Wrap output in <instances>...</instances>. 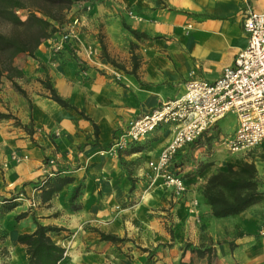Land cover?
<instances>
[{"label": "crops", "instance_id": "1", "mask_svg": "<svg viewBox=\"0 0 264 264\" xmlns=\"http://www.w3.org/2000/svg\"><path fill=\"white\" fill-rule=\"evenodd\" d=\"M72 7L75 35L58 53L46 39L35 56L19 54L16 81L25 95L13 92L17 101L0 108L12 114L0 120V264H29L19 237L36 223L60 229L48 233L64 249L57 264H264V198L224 218L203 199L209 177L239 155H251L243 159L255 163L264 192V142L238 154L222 143L238 126L234 114L212 127L219 141L211 153L203 142L178 153L173 169L182 164L175 173L186 185L179 195L148 165L173 139L171 125L108 152L131 121L182 96L192 72L218 79L248 44L246 14L264 12V0ZM47 84L70 106L55 101ZM8 202L13 207L1 212Z\"/></svg>", "mask_w": 264, "mask_h": 264}, {"label": "built area", "instance_id": "2", "mask_svg": "<svg viewBox=\"0 0 264 264\" xmlns=\"http://www.w3.org/2000/svg\"><path fill=\"white\" fill-rule=\"evenodd\" d=\"M130 15L137 18L132 11ZM78 23L79 18L75 17L48 39L54 53L60 52L75 35ZM243 29L248 44L239 51L232 65L224 67L218 79H199L192 72L182 96L167 100L131 121L108 152L117 155L129 144L148 138L159 126L171 125L173 139L158 159L148 165L154 176L174 186L179 195L186 185L173 172L176 156L228 114H234L238 121L234 134L224 140L231 153L247 152L261 145L264 142V12L248 11Z\"/></svg>", "mask_w": 264, "mask_h": 264}, {"label": "trees", "instance_id": "3", "mask_svg": "<svg viewBox=\"0 0 264 264\" xmlns=\"http://www.w3.org/2000/svg\"><path fill=\"white\" fill-rule=\"evenodd\" d=\"M82 1L85 0H0V90L4 79L7 78L25 95V91L16 81V78L23 76L22 70L15 64L16 57L21 53L35 56L40 44L57 33L58 28L63 25L64 10ZM21 10L27 11L26 18L19 14ZM55 23L60 25L56 26ZM125 27L135 36L144 35L129 26ZM46 86L55 101L62 106H70L50 84ZM11 117V113L0 111V120ZM204 134L191 145L200 144ZM181 165L176 162L173 172ZM202 194L212 216L216 218L237 215L264 198L256 165L246 159L230 161L226 169L215 171L205 184ZM12 207V203H4L1 212ZM36 224L33 233L19 237V241L27 245L29 264H57L64 249L55 244L48 233L60 229ZM102 237L121 241L111 235L103 234Z\"/></svg>", "mask_w": 264, "mask_h": 264}, {"label": "rangeland", "instance_id": "4", "mask_svg": "<svg viewBox=\"0 0 264 264\" xmlns=\"http://www.w3.org/2000/svg\"><path fill=\"white\" fill-rule=\"evenodd\" d=\"M19 14H21V16L23 18H26L27 16V11L25 10H21L19 11ZM64 14H65V19L63 21V25L61 27H59L58 29L60 30L63 26H65L66 24L70 23V21H72L76 16V13H75V9H73V7L71 6L70 8H66L64 10ZM20 58V57H19ZM23 57H21V60L23 61ZM16 65H18L17 63H15ZM18 83V82H17ZM19 84V83H18ZM20 86V85H19ZM21 87V86H20ZM2 91L0 92V108H6L8 107L11 103L17 101V97L14 95L13 92L17 91L20 95H23L20 91H18L15 86L13 85V83L5 78L4 79V82H3V85H2ZM24 96V95H23ZM1 111V110H0ZM230 116H233V114H230ZM211 131L210 134H205V138L202 140V142L204 144H207V149L209 151V153H211V150H212V145L216 142V141H219L218 139V132L219 130L217 129H212V127L208 130V131ZM207 131V132H208ZM224 143V141L222 142ZM248 156H251V155H245V156H242V155H239V156H233V161L236 160V159H243L244 157H248ZM259 179V178H258ZM260 181V179H259ZM261 183V182H260Z\"/></svg>", "mask_w": 264, "mask_h": 264}]
</instances>
